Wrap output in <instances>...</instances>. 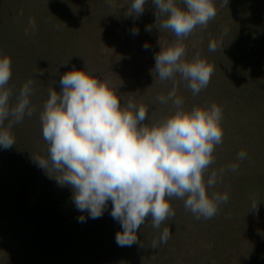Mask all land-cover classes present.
<instances>
[{
    "label": "rangeland",
    "instance_id": "1",
    "mask_svg": "<svg viewBox=\"0 0 264 264\" xmlns=\"http://www.w3.org/2000/svg\"><path fill=\"white\" fill-rule=\"evenodd\" d=\"M111 2L115 8L109 0H0V55L12 60L11 103L31 79L35 109L12 127L15 144L0 147V264H264V0H215V18L182 40L185 60L199 53L214 71L197 95L177 74V96L186 109L216 103L223 111L222 143L208 173L225 172L209 192L227 193L228 200L215 216L196 219L182 200L173 199L174 218L159 229L146 218L139 242L121 247L111 201L101 217L90 218L76 208L71 187L59 185L55 173L35 162V156L47 155L40 113L49 91L60 93L61 77L86 64L120 84L122 104L125 97L144 105L145 123L174 111L171 102L158 100L174 81L159 79L154 57L176 37L158 29L164 17L157 20L152 0L138 17L126 15L133 0ZM212 41L218 44L214 52ZM241 151L247 153L243 160L237 158ZM232 164L239 167L228 170ZM165 227L170 238L153 249Z\"/></svg>",
    "mask_w": 264,
    "mask_h": 264
},
{
    "label": "clouds",
    "instance_id": "2",
    "mask_svg": "<svg viewBox=\"0 0 264 264\" xmlns=\"http://www.w3.org/2000/svg\"><path fill=\"white\" fill-rule=\"evenodd\" d=\"M225 2L228 4V0ZM152 3L157 20L164 17L158 29L168 30L176 37L168 46L161 45L154 57L159 79L174 81L167 97H158L162 104L171 102L172 114L145 123L148 109L125 97L122 104L120 84L85 62V69H73L61 77L60 93L49 91L40 113L47 155L34 157L47 173H55L51 176L59 185L71 187L76 208L87 212L90 218L101 217L111 201L110 215L122 228L115 236L121 247L139 242L137 231L146 218H151L155 229L174 218L173 199L182 200L184 208L196 219L212 218L219 205L228 200L227 193L209 192L225 172L221 168L208 173L215 162V148L222 143V108L211 103L186 109L183 98L176 94L178 81L174 79L178 74L193 95L208 86L213 66L199 53L185 60L182 40L198 26L206 28L215 18V0H181L185 7L176 0H152ZM145 4L146 0H133L126 15L138 17ZM109 7L116 5L109 0ZM35 27V19L30 18L28 28L34 31ZM25 32L28 34V29ZM132 33L138 34V29L133 28ZM148 47L145 43L144 48ZM217 47L216 41L209 43L210 52ZM98 74L103 78H98ZM11 77V57L0 55V147L4 149L15 144L12 127L25 115L31 117L35 110L30 101L33 81L25 82L15 103H11L13 92L8 87ZM246 156L244 151L237 154L239 160ZM238 167L232 164L228 170L235 171ZM84 220L81 215L79 221ZM170 235V229L165 227L151 247L156 249L166 243Z\"/></svg>",
    "mask_w": 264,
    "mask_h": 264
}]
</instances>
